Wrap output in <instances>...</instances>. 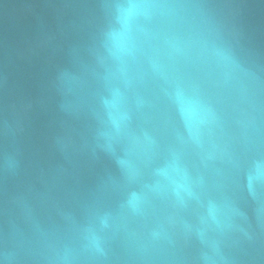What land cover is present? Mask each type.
<instances>
[{
  "label": "water",
  "instance_id": "1",
  "mask_svg": "<svg viewBox=\"0 0 264 264\" xmlns=\"http://www.w3.org/2000/svg\"><path fill=\"white\" fill-rule=\"evenodd\" d=\"M0 264H264V0H0Z\"/></svg>",
  "mask_w": 264,
  "mask_h": 264
}]
</instances>
